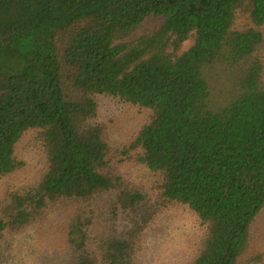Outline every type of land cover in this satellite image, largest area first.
Wrapping results in <instances>:
<instances>
[{
	"label": "trees",
	"instance_id": "obj_1",
	"mask_svg": "<svg viewBox=\"0 0 264 264\" xmlns=\"http://www.w3.org/2000/svg\"><path fill=\"white\" fill-rule=\"evenodd\" d=\"M27 134L44 168L0 201V242L57 227L67 264H156L186 208L183 264H264V0H0V181Z\"/></svg>",
	"mask_w": 264,
	"mask_h": 264
},
{
	"label": "rangeland",
	"instance_id": "obj_2",
	"mask_svg": "<svg viewBox=\"0 0 264 264\" xmlns=\"http://www.w3.org/2000/svg\"><path fill=\"white\" fill-rule=\"evenodd\" d=\"M159 21L149 19L142 31L135 34L138 38L148 31L159 27ZM191 41L184 44L188 48ZM32 135L27 134L18 144L17 151L24 162L23 169L0 181V201L12 186L32 183L44 168L40 152L33 146ZM125 178L142 184L146 172L139 166L129 165L125 169ZM197 224L186 208H177L163 213L151 231V238L145 256L156 264H183L196 249L195 236ZM59 229L35 227L18 235H5L0 242V264H67L66 247L58 234ZM264 234V212L257 225V234ZM264 247V241L258 240ZM153 260V261H152Z\"/></svg>",
	"mask_w": 264,
	"mask_h": 264
}]
</instances>
